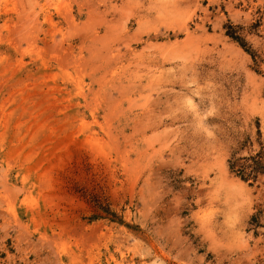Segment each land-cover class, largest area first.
<instances>
[{"label": "rangeland", "instance_id": "1", "mask_svg": "<svg viewBox=\"0 0 264 264\" xmlns=\"http://www.w3.org/2000/svg\"><path fill=\"white\" fill-rule=\"evenodd\" d=\"M264 0H0V264H264Z\"/></svg>", "mask_w": 264, "mask_h": 264}, {"label": "trees", "instance_id": "2", "mask_svg": "<svg viewBox=\"0 0 264 264\" xmlns=\"http://www.w3.org/2000/svg\"><path fill=\"white\" fill-rule=\"evenodd\" d=\"M229 168L243 181H258L264 175V147L256 155L238 159L233 157L229 161Z\"/></svg>", "mask_w": 264, "mask_h": 264}]
</instances>
